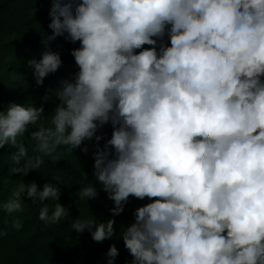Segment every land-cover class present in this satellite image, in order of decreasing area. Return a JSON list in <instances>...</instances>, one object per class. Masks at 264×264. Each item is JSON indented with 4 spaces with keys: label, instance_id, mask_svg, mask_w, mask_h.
Wrapping results in <instances>:
<instances>
[{
    "label": "clouds",
    "instance_id": "obj_1",
    "mask_svg": "<svg viewBox=\"0 0 264 264\" xmlns=\"http://www.w3.org/2000/svg\"><path fill=\"white\" fill-rule=\"evenodd\" d=\"M49 15L52 35L28 61L36 84L62 64L47 47L58 36L79 42V70L61 81L49 117L31 103L0 111V148L16 149L10 173L94 140V180L83 173L77 200L103 191L112 216L129 196L151 200L119 231L131 264H264V0H54ZM109 123L101 149L97 129ZM29 128L39 155L21 139ZM25 191L45 224L69 219L52 183L19 181L0 209L21 211ZM114 224L89 215L69 230L103 242ZM118 254L110 245L106 264Z\"/></svg>",
    "mask_w": 264,
    "mask_h": 264
},
{
    "label": "rangeland",
    "instance_id": "obj_2",
    "mask_svg": "<svg viewBox=\"0 0 264 264\" xmlns=\"http://www.w3.org/2000/svg\"><path fill=\"white\" fill-rule=\"evenodd\" d=\"M53 2L0 0V111L6 110L13 102L20 105L31 103L34 107L43 108L44 118L49 117L59 103L55 92L60 89L61 81H71L73 74L79 70L70 52L80 44L78 41L71 43L63 36L47 42V47L59 53L62 64L56 72L48 74L42 84H36L28 66V61L38 58L45 47L42 41L52 35L48 25ZM60 2L66 3L69 0ZM164 42L168 43L167 36ZM34 130L29 128L25 137L21 138L29 156L39 155L33 151L35 142L30 139V132ZM112 130L110 123L97 129L96 135L102 137L98 142L101 149L111 138ZM83 148H87V152L82 151ZM95 150L94 140H85L79 147L72 149V153L67 151L66 146H61L58 149L62 154L60 160L54 162L44 156V163L38 170H30L22 176L20 173H10L13 165L9 157L16 149L7 145L0 148V204L12 196L19 181L25 184L35 182L41 190L45 183H52L59 189L57 202L69 210V219L60 224H45L39 220L42 205L40 202L33 204L26 191L20 197L24 204L21 211L8 214L0 209V231L7 233L0 236V264H106V253L112 244H115L119 253L114 264H131L133 257L119 238V231L121 226L126 228L134 222L136 208L151 200L129 196L123 212L116 216L110 213L113 201L103 191H98L94 200H77L75 193L79 187H83V173L89 180H94L92 154ZM75 178L77 181L73 183ZM43 203L48 204L51 214L54 202L45 200ZM89 215L101 222L114 219V236L103 242H95L87 230L82 233L69 230L71 220L77 217L84 219ZM17 219L22 223L19 230L12 227Z\"/></svg>",
    "mask_w": 264,
    "mask_h": 264
},
{
    "label": "trees",
    "instance_id": "obj_3",
    "mask_svg": "<svg viewBox=\"0 0 264 264\" xmlns=\"http://www.w3.org/2000/svg\"><path fill=\"white\" fill-rule=\"evenodd\" d=\"M9 1H11V0H9ZM138 52V51H137ZM73 176H75V175H73ZM77 181V178H75L72 182L74 183V182H76ZM69 186V185H68ZM68 186H66V187H68ZM70 186H71V183H70Z\"/></svg>",
    "mask_w": 264,
    "mask_h": 264
}]
</instances>
